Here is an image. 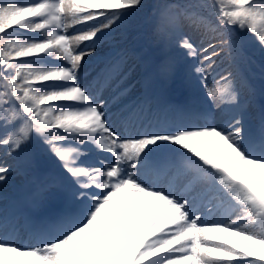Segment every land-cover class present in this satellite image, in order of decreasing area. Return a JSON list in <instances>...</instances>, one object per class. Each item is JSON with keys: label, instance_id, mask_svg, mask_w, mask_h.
<instances>
[{"label": "snow or ice", "instance_id": "1", "mask_svg": "<svg viewBox=\"0 0 264 264\" xmlns=\"http://www.w3.org/2000/svg\"><path fill=\"white\" fill-rule=\"evenodd\" d=\"M143 7L0 0V183L18 170L35 185L31 210L0 205V264H264V106L253 126L247 75L248 33L264 72V0L153 5L152 35L176 53L158 76L202 87L201 112L147 84L129 99L125 48L82 79Z\"/></svg>", "mask_w": 264, "mask_h": 264}, {"label": "rangeland", "instance_id": "2", "mask_svg": "<svg viewBox=\"0 0 264 264\" xmlns=\"http://www.w3.org/2000/svg\"><path fill=\"white\" fill-rule=\"evenodd\" d=\"M118 41V39H112L109 42H106L103 45V49L102 50H98L97 54H93L92 56H86L84 58V63L83 66L81 68V77L83 80H88L91 79L94 74V72L96 71V69L101 68L106 60V58L111 54V50H110V44L112 43H116ZM168 53L170 54H174L175 51L172 49H166ZM128 71H129V75L127 78V84L131 85V81L134 79L133 76V71L130 68V65H128ZM259 83L262 84V79H259ZM203 88L199 86V92L202 91ZM136 92V89L134 87L131 88V93H130V97L129 99H132L133 94ZM105 95H108V93H105ZM262 106H264V100L262 101H257V99H255L252 104L250 105L249 109H255L257 111H259V113L261 112V108ZM215 119H213L215 122H219L220 119V113H214ZM95 151V150H94ZM96 154V151H95ZM106 155V154H105ZM4 185L5 183H0V192L4 191ZM3 201H5V199L0 196V205L3 204Z\"/></svg>", "mask_w": 264, "mask_h": 264}]
</instances>
